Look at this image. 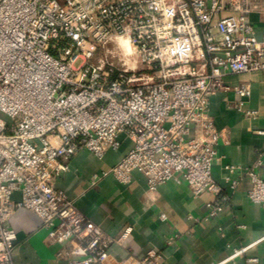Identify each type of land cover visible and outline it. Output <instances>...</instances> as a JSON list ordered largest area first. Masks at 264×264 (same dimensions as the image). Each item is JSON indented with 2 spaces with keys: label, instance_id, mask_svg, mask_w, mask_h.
Listing matches in <instances>:
<instances>
[{
  "label": "built area",
  "instance_id": "obj_1",
  "mask_svg": "<svg viewBox=\"0 0 264 264\" xmlns=\"http://www.w3.org/2000/svg\"><path fill=\"white\" fill-rule=\"evenodd\" d=\"M250 1L0 0V264H14L8 221L20 209L63 242L57 257L66 264L107 263L110 240L55 181L79 151L102 159L121 135L131 149L93 174L92 186L108 175L128 185L136 170L151 192L174 180L194 197L221 193L211 175L221 134L208 103L221 90L248 97V85L224 78L264 71ZM240 177L264 209V176L246 169ZM206 206L209 217L223 207ZM158 258L150 252L138 264Z\"/></svg>",
  "mask_w": 264,
  "mask_h": 264
},
{
  "label": "crops",
  "instance_id": "obj_2",
  "mask_svg": "<svg viewBox=\"0 0 264 264\" xmlns=\"http://www.w3.org/2000/svg\"><path fill=\"white\" fill-rule=\"evenodd\" d=\"M250 6L249 19L260 40L264 0H251ZM224 82L231 87L248 85L249 95L240 98L221 90L209 98L208 115L221 134L218 160L211 171L221 188L219 195L194 197L185 182L174 180L151 192L136 170L128 185L108 175L92 186L93 174L108 171L131 149L132 143L123 135L119 148L107 151L102 159L85 149L79 151L69 161L68 171L56 178V188L110 240L106 264H138L150 252L158 255L159 264H264V209L247 198L251 183L240 177L246 169L264 176V134H260L264 132V71L228 75ZM227 166L235 168L232 174ZM232 180L237 181L234 188ZM19 198L18 192L12 195L13 201ZM216 200L222 211L209 217L206 205ZM8 225L17 234L14 264H66L57 257L63 242L48 238L37 215L17 210ZM243 248L242 254L232 257Z\"/></svg>",
  "mask_w": 264,
  "mask_h": 264
},
{
  "label": "rangeland",
  "instance_id": "obj_3",
  "mask_svg": "<svg viewBox=\"0 0 264 264\" xmlns=\"http://www.w3.org/2000/svg\"><path fill=\"white\" fill-rule=\"evenodd\" d=\"M80 63V61H78L77 63H76V66L78 65ZM1 116V115H0ZM2 117V116H1ZM4 117V116H3Z\"/></svg>",
  "mask_w": 264,
  "mask_h": 264
}]
</instances>
